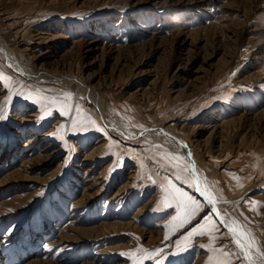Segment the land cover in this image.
I'll return each instance as SVG.
<instances>
[{"label": "rangeland", "instance_id": "rangeland-1", "mask_svg": "<svg viewBox=\"0 0 264 264\" xmlns=\"http://www.w3.org/2000/svg\"><path fill=\"white\" fill-rule=\"evenodd\" d=\"M0 73V263L207 264L222 247L248 264L174 138L146 132L162 125L264 262V0H0ZM168 185L201 204L181 227Z\"/></svg>", "mask_w": 264, "mask_h": 264}, {"label": "bare ground", "instance_id": "bare-ground-1", "mask_svg": "<svg viewBox=\"0 0 264 264\" xmlns=\"http://www.w3.org/2000/svg\"><path fill=\"white\" fill-rule=\"evenodd\" d=\"M260 6V5H259ZM5 12V11H4ZM12 16V15H11ZM7 17H9V16H7ZM20 21V20H19ZM16 24V23H15ZM188 28V27H187ZM23 34V33H22ZM177 34H179V32L177 33ZM49 39V38H48ZM44 41V40H43ZM48 42V41H47ZM49 48V47H48ZM5 49V52H6V54L8 55V58L10 59V60H12L13 61V65L20 71V72H22V73H25L27 76H29V77H31V78H37L38 77V75H36L35 73H32V71H30V69H27L24 65H22L20 62H18V61H16L15 60V56H14V52H13V50L12 49H10V48H4ZM77 80V79H76ZM74 81V82H72L73 83V86H78V85H81V84H83L84 86H86V88H87V90H88V92H90L89 93V95L92 97V102H93V104H94V106L98 109V111H99V113H100V115H101V118H102V121L104 122V124L105 125H109V126H115V127H119V125L118 124H116L115 122H113V120L111 119V118H109L107 115H106V113H105V110H104V107H103V96H101L100 95V93H98L96 90H92V87H88V85H86L85 83H82L83 81L82 80H80L79 78H78V80L77 81ZM73 81V80H72ZM58 82V81H57ZM71 82V81H70ZM64 84V83H63ZM67 85V84H66ZM70 86V85H69ZM77 88V87H76ZM84 88V87H83ZM89 97V96H88ZM90 101H91V99H90ZM91 102V103H92ZM111 116V115H110ZM33 119V118H32ZM29 120V119H28ZM115 121V120H114ZM209 123V122H208ZM22 124V123H21ZM20 124V125H21ZM26 124V123H25ZM108 126V127H109ZM121 126V125H120ZM122 126H123V123H122ZM205 126V125H204ZM156 127V126H155ZM122 128V127H121ZM211 128V127H210ZM111 129H112V127H111ZM137 129V128H136ZM139 129V128H138ZM136 130V133H140V132H143V131H145V130ZM207 129V128H206ZM209 129V128H208ZM118 130V129H117ZM131 130V129H130ZM159 130H161V131H163V134L165 133L166 135H170V136H172L174 139H172L171 140V142H170V146H172V148L185 160V162H186V164H187V168H188V171H189V173H190V175H191V177H192V179H193V182H194V185H195V183H196V181L197 180H199V183H200V187H201V189L202 190H205V191H207V192H209L213 197H214V199H215V203L214 204H212V205H209V204H207V202L205 201V199H204V197H202L201 195H200V193L199 192H197L196 190H195V187H194V191H195V193L204 201V203L208 206V207H211L212 208V210H213V216L215 217V219L218 221V223L222 226V227H224L227 231H229L230 233H231V231H230V229L232 228V227H237V225H236V223L234 224L233 222V220L230 218V217H228V216H225L221 211H220V207H219V201L216 199V197L210 192V190L206 187V185H205V182H204V179H203V177H202V174H201V172L199 171V169H198V166H197V161H196V159H195V157H194V155H193V150H192V148H191V144H190V142H189V140L185 137V136H183V135H181L179 132H177L173 127H170V126H168V125H162L161 127H159V128H152V129H149V130H146V132L147 131H159ZM120 131H122V130H120ZM133 131H134V129H133ZM108 132V131H107ZM183 132V131H182ZM126 134V133H125ZM160 134V133H159ZM130 135V134H129ZM152 135V134H151ZM103 136V135H102ZM148 137V136H147ZM154 137V136H153ZM153 137H151V138H153ZM164 137V136H163ZM100 139V138H99ZM112 139V138H111ZM158 138L156 137V140H157ZM98 140V139H97ZM163 140V139H162ZM169 140V139H168ZM102 141V140H101ZM100 142V141H99ZM161 142V141H160ZM155 143V142H154ZM153 143V144H154ZM97 144V143H96ZM161 144V143H160ZM165 144V143H164ZM163 144V145H164ZM100 145V144H99ZM103 145V144H102ZM46 147V146H45ZM93 147H95V146H93ZM98 147V146H97ZM104 147V146H103ZM137 147V146H136ZM101 148V147H100ZM44 149V148H43ZM93 149V148H92ZM91 149V150H92ZM90 150V151H91ZM101 150V149H100ZM204 150V149H203ZM45 152H46V150H45ZM51 152V151H50ZM88 153V152H87ZM203 153V152H202ZM98 154V153H97ZM204 154V153H203ZM89 155V154H88ZM84 157H86V156H84ZM29 167V166H28ZM106 167V166H105ZM108 169V168H107ZM131 170V169H130ZM212 170V169H211ZM132 172V171H131ZM204 172H205V170H204ZM103 173V172H102ZM134 173V172H133ZM132 173V174H133ZM54 174V173H53ZM104 174V173H103ZM55 175V174H54ZM52 176V175H51ZM50 176V177H51ZM88 176V175H87ZM130 176V175H129ZM99 177V176H98ZM111 177V176H110ZM89 181V180H88ZM97 181V180H96ZM100 181V180H99ZM111 181V180H110ZM6 183V182H5ZM98 183V182H97ZM108 185V184H107ZM131 185H133V184H131ZM130 185V186H131ZM90 186V185H89ZM97 186V185H96ZM89 189V188H88ZM104 189V188H103ZM84 190V189H83ZM96 190V189H95ZM101 190H102V188H101ZM87 191V190H86ZM84 192H85V190H84ZM229 192V191H228ZM95 193V192H94ZM125 193V192H124ZM98 194V193H97ZM234 194V193H233ZM196 196V195H195ZM111 197V196H110ZM112 197L113 198H119V200H121L122 198H124L125 197V195H121L120 196V192L118 191V190H116L114 193H113V195H112ZM155 198V197H154ZM78 199V198H77ZM89 200V199H88ZM152 200H154V199H152ZM228 200V199H227ZM225 201V200H224ZM230 201V200H229ZM18 202V201H17ZM15 204V203H14ZM222 206V205H221ZM8 208V207H7ZM3 212V211H2ZM9 212H10V209H9ZM207 213V212H206ZM4 215H5V213H4ZM143 215V214H142ZM12 217H14V216H12ZM114 217V216H113ZM138 217V216H137ZM9 218H10V216H9ZM139 218V217H138ZM123 220V219H122ZM139 220V219H138ZM158 220V219H157ZM165 220V219H164ZM135 221V220H134ZM220 221H223V223H220ZM74 223V222H73ZM132 224V223H131ZM113 225L114 226H116L117 225V223H113L112 222V227H113ZM157 226V225H156ZM163 228V227H162ZM156 229V228H155ZM158 230V229H157ZM225 230V231H226ZM110 231V230H109ZM161 231H162V229H161ZM96 233V232H95ZM231 235H232V233H231ZM158 238V237H157ZM232 238H233V236H232ZM234 240V239H233ZM46 244V243H45ZM33 245V244H32ZM69 245V244H68ZM57 246V245H56ZM45 247H47V246H45ZM52 247V246H51ZM28 248V247H27ZM33 248V247H32ZM20 249V248H19ZM51 249V248H50ZM69 249V248H68ZM165 249V248H164ZM63 251V250H62ZM48 253V252H47ZM59 253V252H58ZM64 253V252H63ZM111 255V254H110ZM57 256V255H56ZM252 259H253V261H254V264H264V262H262V261H260L257 257H256V255L255 254H253V252H252ZM0 264H2V263H0ZM80 264V263H79ZM99 264V263H98Z\"/></svg>", "mask_w": 264, "mask_h": 264}, {"label": "snow or ice", "instance_id": "snow-or-ice-1", "mask_svg": "<svg viewBox=\"0 0 264 264\" xmlns=\"http://www.w3.org/2000/svg\"><path fill=\"white\" fill-rule=\"evenodd\" d=\"M9 79L3 73H0V80ZM50 104H57V100L48 101ZM2 118V116H0ZM75 123V121H74ZM171 155V154H170ZM174 159L178 160V157H174ZM174 167H178V164L173 165ZM179 179V177H177ZM190 187L194 186L195 190L200 193L202 197H204L207 204L212 205L215 203L214 197L207 191L202 190L200 187L199 180L196 181L195 185H189ZM164 197L161 200V204L166 205L167 208L173 209L177 212V215L173 217L171 221V226L173 227H181L185 223H188L191 218L196 215V213L200 210L201 204L196 199H194L188 193L176 188L172 185H168L163 187ZM223 223V221H220ZM235 224V222H233ZM167 227V226H166ZM211 231L212 228L209 227ZM197 231L190 232L189 235H194ZM234 243L239 248L242 256L245 260L248 261V264H254L252 259V249L255 247V240L247 235V233L240 227H232L230 229ZM199 234H203L200 232ZM167 236V233H166ZM146 253L144 258L153 259L155 256H158L161 252L160 249L154 250H142ZM217 253V257L210 258L207 264H230V257L233 256V253L225 251L222 247L213 249ZM258 251V250H257ZM121 255H126L125 253H121ZM134 255V254H133ZM264 255V254H261ZM133 264H140V261H133ZM154 264H161L160 260H155Z\"/></svg>", "mask_w": 264, "mask_h": 264}]
</instances>
